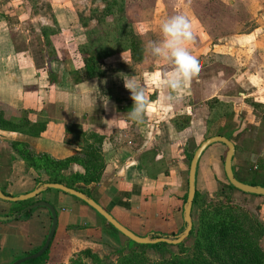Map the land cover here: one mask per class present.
Returning a JSON list of instances; mask_svg holds the SVG:
<instances>
[{
  "label": "crops",
  "instance_id": "0c3cea01",
  "mask_svg": "<svg viewBox=\"0 0 264 264\" xmlns=\"http://www.w3.org/2000/svg\"><path fill=\"white\" fill-rule=\"evenodd\" d=\"M39 1L45 2L47 17L42 18ZM70 1L0 0V103L6 114L25 110L28 120L46 121L37 137L0 130V186L17 195L38 183L10 141H23L34 153L63 159L78 154L77 145L64 142L65 125H75L86 135L101 137L104 168L100 179L79 184L90 197L136 235L177 234L183 227L186 154L204 139V102L214 97L231 102L237 120L242 121L254 116V107L247 101L264 106V0H160L163 12H154L147 21L150 29H145L153 33L151 41L160 39L153 29L165 19L184 15L194 32V41L187 47L202 65L170 105L161 102L163 93L155 82L156 74L167 65L150 52L146 60L135 63L128 51L114 54L104 59L102 76L84 75L76 51L83 35L74 31L76 25L65 11L72 6ZM217 2L231 12L230 25L243 26V30L219 33L214 23L207 25L213 10H205ZM45 29L50 33L52 52L44 45ZM66 43L73 49L68 51ZM51 56L55 58L49 60ZM75 69L80 77L77 83L69 74ZM130 80L143 87L148 101L142 122L127 115L133 101L124 83ZM178 115L188 116L189 124L175 130L170 120ZM224 148L215 142L201 153L195 171L197 190L219 178L218 173L224 175L220 162ZM65 172L82 173L83 169L69 163ZM34 200L47 201L56 213L46 264H69L68 256L96 241L108 243L113 250L131 247L125 236L111 233L93 209L71 195L46 189ZM8 206L0 201V215L7 214ZM49 224V212L40 206L26 219L0 220V264H11L40 247Z\"/></svg>",
  "mask_w": 264,
  "mask_h": 264
},
{
  "label": "trees",
  "instance_id": "16d2710c",
  "mask_svg": "<svg viewBox=\"0 0 264 264\" xmlns=\"http://www.w3.org/2000/svg\"><path fill=\"white\" fill-rule=\"evenodd\" d=\"M98 1L102 3L100 9L90 8L88 16H77L82 27L83 41L76 44V51L80 66L87 78L99 77L104 74V69L101 66L105 58L128 51L130 60L135 63L142 61L145 57L144 53L148 50L142 36L133 31L130 21L125 16L124 0ZM89 20H93L94 23L88 25ZM43 34L44 45L48 52H52L53 48L48 38L50 33L47 34L45 29ZM53 58L55 57L51 56L49 60H53ZM69 74L73 83L79 82L80 77L76 69ZM248 102L255 108L261 107L259 103ZM204 105L206 107L203 121L204 138L223 135L233 142L236 151L238 149L234 142L236 136L232 132L236 131L238 127L233 124L241 123L242 120H237L235 117L231 102L220 101L214 97L206 100ZM224 122H228L227 126L230 129L222 130ZM170 123L175 130H180L188 126L189 117L178 115L173 117ZM45 124V120L34 122L28 120L25 110H19L12 115L6 114L0 103V130L37 137L45 129ZM64 142L77 145L79 147L78 154L63 159H53L44 153H34L23 141H10L9 145L24 161L25 169L31 168L35 171L37 182L60 183L90 196L88 190L82 185L98 182L100 179L104 168L100 151L101 137L94 134L86 135L75 125H65ZM193 151L186 154L187 161L190 160ZM250 153L254 154V151H250ZM255 156L252 166L254 170L251 175L253 179L244 183L264 186V155L260 156L256 151ZM69 163H77L82 167L83 172L67 174L65 169ZM231 168L233 171L232 165ZM233 174L235 176L234 172ZM235 178L239 180L236 176ZM0 190L6 195H10L5 192L3 186H0ZM233 191L242 195L243 200H247L248 197L260 199L254 208L256 211H260L262 207L264 209V195L239 191L226 180L214 193L213 199L206 200V193H200L195 188L190 208L191 229L188 235L177 244L164 242L139 244L127 239L131 247L126 251L114 249L111 253L112 259L109 255L105 260H101L89 248H84L79 253L91 257L94 264H264V250L259 245L260 237L264 236V222L258 220L254 213L235 204L231 196ZM72 197L82 202L78 198ZM33 201H35L34 198L23 200V204L20 205L16 202L15 204L18 205L9 208L7 214L18 212ZM35 208L37 207L24 209L18 218H28ZM97 215L106 223L99 214ZM106 225L109 229L117 231L110 224L106 223ZM188 241H190V245L185 247L184 244ZM48 247L38 257L29 258L23 262L46 264ZM172 247L178 248L179 251H174ZM38 249L39 247L28 255ZM187 250L188 252H186ZM150 254L156 259L151 258ZM77 258L80 257L77 256ZM77 260H69V264H79Z\"/></svg>",
  "mask_w": 264,
  "mask_h": 264
},
{
  "label": "rangeland",
  "instance_id": "374dc122",
  "mask_svg": "<svg viewBox=\"0 0 264 264\" xmlns=\"http://www.w3.org/2000/svg\"><path fill=\"white\" fill-rule=\"evenodd\" d=\"M165 1V0H163ZM198 3L199 1H203L204 3L210 1L211 3H216V1L214 0H197ZM241 1V0H240ZM40 6L42 7L41 13H42V18L47 17V14L49 13L47 11V8L45 6V2H41L39 1ZM156 2V0H124V13L126 18L128 19V21H130L132 29L135 33H138L139 35L142 36L143 41L145 42L146 45H148V42L151 41V36H153V33L151 32V30H145L148 29L149 26H147V21L149 20V17L154 15L153 13L156 11H159L160 13H162L163 9L162 8V4L160 0H158V4H154ZM71 8L66 9L65 11L68 13L67 16H70V19L73 21L72 23L75 26L74 31L77 32L79 31L77 34H81L82 32V27L80 25V22L77 19V16H88L89 14V9L90 8H97L100 9L102 6V3L98 0H71L70 1ZM218 5H214L213 8L209 7L207 8V10L205 11H211L213 10V12L211 14H209V16H213L212 20L209 22V24H207L208 26H211L210 23H214L213 27L218 26V32L219 33H227V32H231V28H233L234 30H243L244 27H235L234 25H230L231 23V12H229L228 10H226V5L222 4V3H218ZM155 8V10H154ZM68 10V11H67ZM197 12H201L200 10H197ZM238 11H237V15H238ZM214 14V15H213ZM230 14V15H229ZM241 15V12L239 13V16ZM216 17V18H215ZM211 18V17H210ZM214 21L216 22H213ZM242 19L240 20V23H242ZM94 23L93 20H89L88 21V25H92ZM134 23V24H133ZM233 26V27H232ZM150 29V28H149ZM156 38H161V34H160V27L153 29ZM235 32V31H234ZM68 46V47H67ZM66 47L69 50L73 49V47H70V44L66 43ZM70 48V49H69ZM72 52V51H70ZM66 48H65V52ZM148 53L149 50H147L144 53V57L143 60H146L148 57ZM142 60V61H143ZM4 107V106H2ZM205 112H206V107H205ZM12 115V114H10ZM205 115V113H204ZM235 115V113H234ZM240 115V114H238ZM253 117L252 116H246L243 117V121H241V123H236L233 125H237L236 127H238V129L234 132H232V134H235L234 136H236L234 138V142L236 143L238 149L236 151H234L233 154V170L235 173V176L241 180L242 182H250L253 178L251 177L252 172L254 170L253 164L255 162V158H256V151H258V155H264V106L262 107H258L255 108L253 110ZM235 117L237 118V114L235 115ZM242 117V115H241ZM228 122H224L222 125V130H226L227 127L229 128V126H227ZM232 126V123H231ZM243 128V129H242ZM230 129V128H229ZM241 129V131H240ZM237 132H239V134H236ZM203 138H204V133H203ZM194 147V146H193ZM193 147L189 148V150H193ZM225 151V148H224ZM224 151L222 152V154H220V162L222 165V160H223V155H224ZM250 151H254L253 153H250ZM34 174L35 171H33ZM218 177L219 178H215V179H210L208 182L207 187H201L198 186V191L200 193H206L205 199H213L214 198V193L220 189V186L222 183L226 182V179L224 177V175H222L221 173H218ZM52 190V189H50ZM22 194V193H21ZM18 195V194H17ZM233 197V202L241 207H243L245 210L254 213L256 215V218L258 220H260L262 223L264 222V209L262 207V209L260 211H256L255 210V205L260 201V199L257 198H253V197H248L247 200H243L242 195H240L238 192L233 191L232 195ZM1 202L9 205L8 207L11 208L15 205L16 202L20 204H23V201H16V202H10V201H4V200H0ZM9 211V209H7ZM6 211V212H8ZM9 221V220H8ZM104 223V222H103ZM109 229V228H108ZM111 231V233H115L113 232V230L109 229ZM117 233H119L118 231H116ZM121 234V233H119ZM122 235V234H121ZM98 242L99 244L97 245ZM95 243L91 244L90 247H86L89 248L94 255H97V257L101 260H105L106 256L108 257L109 255H106L108 253L112 252V248H115L113 246H109L108 243L105 242H101V241H96ZM100 245V246H99ZM190 245V241L185 242L184 246L188 247ZM259 245L261 247L262 250H264V236L260 237L259 239ZM133 247V246H132ZM172 249L174 251H179L178 248L176 247H172ZM82 250V249H81ZM127 250V249H126ZM125 250V251H126ZM80 251V250H79ZM78 252L73 253L70 256H66L67 259L73 260V259H78V263L79 264H94L92 262V258L88 257V256H84L82 254H80ZM188 252V250L186 251ZM67 254V253H66ZM25 256V255H24ZM23 255H20V257H24ZM77 256H79L80 258H77ZM111 259L113 258V256L110 254ZM150 257L153 259H156V257H154L152 254H150ZM16 258V259H18ZM15 259V260H16ZM14 261V260H13ZM20 264H29V262H21Z\"/></svg>",
  "mask_w": 264,
  "mask_h": 264
},
{
  "label": "water",
  "instance_id": "95a60500",
  "mask_svg": "<svg viewBox=\"0 0 264 264\" xmlns=\"http://www.w3.org/2000/svg\"><path fill=\"white\" fill-rule=\"evenodd\" d=\"M215 142H219L225 146V152L222 160V169L228 183L239 191L255 194V195H264V186L244 183L235 178L231 168V160L235 149H234V144L231 140H229L227 137L223 135H212L209 137H205L194 149L188 163L187 182H186L187 189H186L185 200L182 205L183 227L179 233L174 235H157V234L154 236L136 235L127 228H125L123 225H121L119 222H117L103 207H101L97 202H95L90 196L78 190L68 188L60 183L38 182L32 190L18 195H6L2 193V191L0 190V200L10 201V202L23 201L30 198H34L36 195H38L40 192L46 189H55L64 192L68 195L74 196L79 200H81L82 202H84L87 206H89L97 214H99L106 221V223L110 224L119 233H121L127 239L135 243L153 244L158 242H164L167 244H177L181 242L188 235L192 225V221L190 217V208L195 192V171H196L198 159L201 153L205 150V148ZM37 206L45 207L50 215V224L45 239L37 251L29 255H26L24 257L18 258L12 261L11 264H20L26 259L38 257L47 249L56 227V213L53 206L47 201L35 200L32 203L26 205L23 209H21L18 212H12L11 214L0 215L1 221L12 220L18 218L22 214L24 209L34 208Z\"/></svg>",
  "mask_w": 264,
  "mask_h": 264
},
{
  "label": "clouds",
  "instance_id": "9594fccd",
  "mask_svg": "<svg viewBox=\"0 0 264 264\" xmlns=\"http://www.w3.org/2000/svg\"><path fill=\"white\" fill-rule=\"evenodd\" d=\"M161 38L148 42L150 54L165 62L167 67L156 74V85L161 90V102L171 104L177 99L176 94L184 89L193 77L201 71L200 59L193 55L187 45L194 41L193 26L184 15H173L165 19L160 26ZM133 101L131 110L127 113L134 122H142L147 99L144 89L138 83L130 80L124 83Z\"/></svg>",
  "mask_w": 264,
  "mask_h": 264
}]
</instances>
